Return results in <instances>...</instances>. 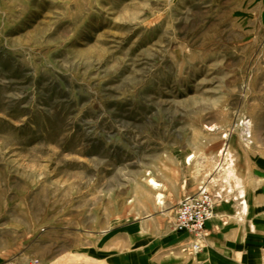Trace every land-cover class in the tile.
Returning <instances> with one entry per match:
<instances>
[{"label":"rangeland","instance_id":"1","mask_svg":"<svg viewBox=\"0 0 264 264\" xmlns=\"http://www.w3.org/2000/svg\"><path fill=\"white\" fill-rule=\"evenodd\" d=\"M200 186L222 240L264 237V0H0V264L90 263L138 220L155 245Z\"/></svg>","mask_w":264,"mask_h":264},{"label":"crops","instance_id":"2","mask_svg":"<svg viewBox=\"0 0 264 264\" xmlns=\"http://www.w3.org/2000/svg\"><path fill=\"white\" fill-rule=\"evenodd\" d=\"M214 213L205 222V246L193 257L182 250L191 242L184 232L168 233L161 241L155 240L152 249L147 244L145 220H138L107 233L90 263L73 264H260L258 253L264 251V237L257 234L248 237L232 227V232L223 233L222 240L221 204L214 208Z\"/></svg>","mask_w":264,"mask_h":264},{"label":"built area","instance_id":"3","mask_svg":"<svg viewBox=\"0 0 264 264\" xmlns=\"http://www.w3.org/2000/svg\"><path fill=\"white\" fill-rule=\"evenodd\" d=\"M214 197L205 187H198L193 193L181 196L175 203L171 215V230L184 232L191 237L187 246L192 253L202 248L207 235L205 222L213 216Z\"/></svg>","mask_w":264,"mask_h":264},{"label":"bare ground","instance_id":"4","mask_svg":"<svg viewBox=\"0 0 264 264\" xmlns=\"http://www.w3.org/2000/svg\"><path fill=\"white\" fill-rule=\"evenodd\" d=\"M245 126V129L244 131L245 132H248V124H244ZM211 129V128H210ZM242 131V130H241ZM246 136V134H245ZM221 153V152H220ZM223 155V163L222 164H218L219 167H218V171L222 174V178L226 181V182H229L228 180L231 179V178H234V170H233V167H232V159H231V155L229 154L228 151H225L222 153ZM219 173V174H220ZM236 181V180H235ZM147 182L155 189L158 188L159 186V183L156 182V180L154 178H148L147 179ZM236 186H238V194L239 196H242V189L241 187H239V183L238 181H236ZM161 193L160 192H157L155 197L157 199V201L159 202L161 200ZM240 209H241V212L243 213L246 209V203H245V200H243L241 203H240Z\"/></svg>","mask_w":264,"mask_h":264}]
</instances>
